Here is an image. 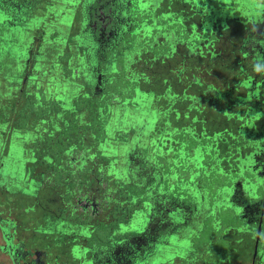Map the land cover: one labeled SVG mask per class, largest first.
<instances>
[{
  "label": "rangeland",
  "instance_id": "374dc122",
  "mask_svg": "<svg viewBox=\"0 0 264 264\" xmlns=\"http://www.w3.org/2000/svg\"><path fill=\"white\" fill-rule=\"evenodd\" d=\"M64 1L65 3L67 2L68 6L66 9L69 10L62 16V21L66 23L65 31H68L71 27L77 25V23H80L78 21L79 12L76 11L74 20L76 24H72L70 18L73 16V13L72 9L70 13V0ZM174 1L154 0V3L151 5V0H131V6H136V8H140L141 6L144 8L139 11V14L135 15L137 21L141 25V32L139 31L140 34L138 35L140 38L144 35L145 30L153 27L152 24H149L151 20L156 25H160L161 21H165V23L167 22L166 25L164 23L166 29L171 26L172 29L174 28V32L180 34V32H182V24L176 21L170 24V22L174 20L175 15L183 20L189 36L191 35V31H193L192 37L202 42L201 46H194L195 48L191 52L193 56L190 54V56H187L185 54L187 47L183 42H180L181 44L178 45L177 53H175V55L172 54V58H170L167 63L160 62L158 59L150 60L146 55L145 58L147 60L145 65L142 61L135 65L137 71L145 68L144 74L147 81L144 87L151 88L156 94L159 93L155 101L150 102V100L145 99L144 96L141 97L137 89L132 91V84L122 79L125 69L121 67L120 61H117V65L113 66L110 65V61L108 60L109 62L105 64V68H101L99 71L103 74L106 71L107 74L110 75L106 83V87L109 90L114 89L117 93H125L123 95L130 93L134 95L135 93L136 101L138 100L135 105H128L125 104V102L115 104L120 107L118 108L120 113L116 116H114V114L112 116L114 119L109 124L110 132L116 131L113 137H115L117 131H121V133L127 132L129 133L127 137L131 136L129 142H127L128 144L125 143L119 150H114L113 147L110 149L113 154L115 153L116 155L118 153V155L122 157V160H125V165H123L124 168H121L118 171L119 173L115 170L116 174L123 175L124 180L127 182V189H129L133 183H136L140 187L148 185L151 187V190H149L150 194L158 193L162 195L159 192L162 190L163 185H168L165 191L173 193V195L179 199L177 201L179 204H175L176 208H179L182 212L190 213L189 215H184L185 218H188L186 223L183 216H172V221L178 223V225H173V228H169V232H171L170 239L158 243L153 250L154 255L149 258L153 259L155 263L159 262V264L164 263L168 258L169 260L172 259L171 262L173 264H189L187 260L180 263V258L182 257V259H184L186 254H190L189 250L194 251L197 250L198 247L201 248L204 242H206L208 246L211 245V251L219 249L224 251L227 245L226 239L222 237L224 229L226 231L228 230L225 235L233 244L234 235L231 233L232 228H235L240 222L243 223L246 219L242 204L236 203L234 197H232L236 184L240 182L237 180L238 175L230 173L222 176L221 171L216 169L217 167H221V169L226 170L228 169L227 165L232 164L231 160L235 157L234 149L237 142L235 140L233 141L228 135L239 136L237 130L239 125H243L244 118L246 117L244 112L245 107L243 105H235L232 104V102H227L224 111H222L224 108L223 105H220L219 108H214L210 105V100L207 99V97L212 96V92L210 91L199 99L198 103L200 105L198 109H193L190 106L191 99L188 98L187 95L193 94L199 96L203 85H213L216 89L224 91L227 89V86L232 85L233 82L236 81V79L230 77L229 70L235 68V58L238 59V52L236 51L235 45L238 43L237 36L241 28V22L244 20L245 10H247L245 8L250 6L254 0ZM61 2L63 3V1ZM167 2L168 9L166 8ZM62 3H60V5ZM130 8L133 9L132 7ZM88 10L90 9H87V12ZM36 11L44 12L43 5H41L39 9H36ZM67 13H70V15L68 16ZM169 13L172 14L171 19L168 18L170 15ZM144 17H149L150 20H146ZM91 18H93L92 14L89 15V19ZM50 23L53 24L52 21ZM77 27L78 26L75 27V31ZM73 31L74 29L71 28V33H73ZM88 34L89 37H92L91 31H89ZM132 34L133 33H131L127 40L133 38ZM213 35L215 36L214 40L211 37ZM71 38V35L67 36L66 43L72 42ZM195 40L193 42L194 45L197 43ZM157 41L164 42L162 37L158 38ZM80 42L83 43L84 41L77 39L75 41V46H77L78 43L80 44ZM63 55L57 59L58 62L60 61L58 63L60 65L56 67L61 69L62 75L67 72L65 67L66 64H64L65 59L63 57L66 58L68 56L67 53H63ZM77 59L78 57L72 59L75 64ZM140 60L143 59L140 58ZM85 64L86 60L82 59L81 67L78 66L79 71L76 74L73 73L75 68H72V72L70 71L71 73H69V77L73 74L71 80L65 82L64 85H66L62 86L63 88L59 86L62 88L59 92L52 91L48 93V98L53 97L55 93V96L63 100V95L72 88L71 96L68 95L70 97V102L72 100L71 98L78 101L83 99L84 101L90 102L91 97L88 93H92V89L90 88L91 78L88 77ZM181 64H183L185 68L181 73L188 77V82L185 84V80H182L183 84H185L183 85L179 82H175L176 80L173 79L174 90L177 94L176 97L171 99V101H173L171 105L168 106L167 101L170 100V98L167 100L166 95L161 92V81L163 77H169L170 67L174 65L180 66ZM71 65L72 64H69L70 67ZM52 69H55V67L53 66ZM103 77L105 80L106 77ZM67 80L68 79L65 81ZM71 83L77 87L73 89V87L70 86ZM236 93L237 92L233 90L232 94ZM49 100H52V98ZM187 108V115L184 117L183 112H185ZM153 111L157 115L156 119L154 118L155 115ZM114 112L116 113V111ZM193 116H195L194 119L192 118ZM258 125L259 123L255 122V126L258 127ZM171 126L175 127V132L172 133L171 131L165 130L161 134L160 131L162 128L169 129ZM121 127H123V129ZM244 127L245 126H243L241 130H245ZM180 131L182 132L180 136H182V141H184V143L178 147L175 161H173L175 149L180 140V136L177 138L176 134ZM187 131L194 137L191 135H183ZM5 137L6 135L2 136V138L6 139ZM109 137L108 139L110 140L108 141L112 143L110 142L112 141V137ZM244 138H246L245 135L242 138L243 141L245 140ZM158 139L159 141L156 145L155 142ZM247 140L250 141L249 138H247ZM196 146L197 148L194 149ZM101 148H106L105 143H102ZM91 149H89V151L93 152V149ZM25 151L26 148L25 146L23 147L22 144L16 147L15 152L17 158L22 160V157L25 156ZM8 159V167L12 170V174L15 175L12 176L10 180L6 178L7 176L0 174V190L3 186L8 184V182L13 185L11 188L9 187V191L1 197V202L3 204L0 202V229L2 231L7 229L6 233L8 234L9 242H21L24 244L25 248H28L32 242L36 243L34 239L40 240L39 243H36L38 247L43 244L46 245L51 242L52 238L60 236V234H57V230H60V226L54 225L55 223L53 221H55V219H52V216L46 218L43 216L42 212L44 213L45 211L43 210L44 207L43 209H39L38 206H34L31 209L28 208L32 198H26L25 196L28 195L21 194L18 190L19 187H22L20 174L22 173V169L24 173L23 165L20 168L21 170L17 171L19 168L18 161L11 160L10 158ZM144 161H146V171L148 170L149 174L151 172L149 177H151L152 182H146L148 179L146 180L143 178V175H145L144 173L138 174L142 171L141 166H138V162L143 163ZM208 161L211 164H209L210 167L207 165ZM111 165L114 167L116 166L114 161ZM232 175L233 178H237H231ZM163 179L166 180L164 184L160 183ZM226 185H228V187ZM223 187L226 189L225 191L221 193L217 192L220 191L219 189L224 190ZM152 191L154 192L151 193ZM50 195V197L53 198L52 194ZM235 198L236 200L238 199L237 197ZM54 200L55 201H52L48 207V211L51 210L52 212L53 209L56 208V205L60 204L58 196H55ZM148 202L149 201L144 203V207ZM194 203L196 204V209L192 210L191 205ZM149 205L151 204L149 203L148 206ZM147 207H145L144 210H146ZM190 210H192V212ZM135 213L137 212L135 211ZM149 213L150 211L147 214ZM147 214L146 216H148ZM157 215L159 216V214ZM169 217L168 215L163 218L164 220H169ZM227 225H229L231 229H227ZM122 226L123 227L118 231L125 230L128 224L126 223ZM38 230H45V232H47L46 238L42 239ZM54 230L56 231L55 233ZM74 230L79 231V228L74 227ZM212 233L213 236H210ZM81 241L84 243V240ZM6 244H9L7 240ZM181 244L187 245V250L184 251L183 254L179 253ZM208 249L210 251V247H206V250ZM175 251L176 253H174ZM208 255L210 256V253ZM174 258H176L175 261Z\"/></svg>",
  "mask_w": 264,
  "mask_h": 264
},
{
  "label": "flooded vegetation",
  "instance_id": "af4514ba",
  "mask_svg": "<svg viewBox=\"0 0 264 264\" xmlns=\"http://www.w3.org/2000/svg\"><path fill=\"white\" fill-rule=\"evenodd\" d=\"M59 1L0 0V78L4 75V70L8 68L7 65L12 68L10 59L13 60L17 57L20 61L18 64L19 73L16 82L12 80L10 83L11 91L9 90L15 103L17 95L24 90L32 94L34 88L45 87V91H47L49 85L40 83L37 86V80L34 81L33 79L36 74L41 76L49 68L48 66L51 67L49 71L52 70L58 78L65 76V74H61L60 68H56L60 65L58 64L60 61L58 62L57 59L67 52L66 47L63 46L66 33L65 24L62 25L64 21H61L62 17L57 15L53 18L52 15L49 16V14L44 13L41 17L37 16L39 13L36 11L41 5L44 9H63L58 6ZM166 4L168 9V2ZM69 5L70 9H75V15L76 11L79 12L80 18H78L80 23L71 27L74 31L70 35L75 41L77 39L84 41L76 45L81 47V57L86 60L87 74L91 78L90 88L92 92H96L102 88L105 81L103 76L106 72L104 74L99 72L101 70L98 66L99 62H102L105 68V64L109 60L106 57V52L109 49L113 50L112 45L130 26H138L140 29L141 25L137 22L135 15L144 8L131 6V0H70ZM87 9H98V12L101 9L107 10L104 11L103 15L93 12V18L89 19L90 10L87 12ZM245 9L247 10H245L244 20L241 22L237 36L238 43L235 45L238 59L234 57L236 66L229 70L230 77L236 81L227 86L224 91L208 89L206 93L212 91L213 98L211 96L207 99L210 100L209 103L214 108L223 105L222 111L225 110L227 102L245 107L246 117L243 125H239L237 130L239 138L237 135H228L237 142L234 149L235 157L231 160L232 164H228L226 170L221 169V167L216 169L221 171L222 176L230 173L238 175L237 180L240 181V186L239 183L236 184L232 197L236 203L242 204L246 219L243 223L240 222L235 228H232L233 244L225 235L228 230L224 229L222 237L227 241L224 251L220 249L211 251V245L208 246L204 242L201 248L198 247L197 250H192L193 252L189 250L190 254H186L184 259L181 257L180 263L187 260L189 264H264V0H254ZM169 14L167 16L171 19L172 14ZM51 21L53 24L50 23ZM97 21L99 23H96ZM175 21L182 24V32L179 34L174 32V28L169 27V32L173 33L171 39H168L169 45L174 51L172 54L177 53L178 45L182 43L178 39L181 38L187 47L185 54L193 56L191 53L195 48L193 44L195 39L192 37L193 31L189 36L183 20L174 15V20L170 24ZM72 24H76V21H73ZM76 26L78 27L75 31ZM88 30L92 32V37H89ZM68 31L71 32V30ZM139 31L136 33V37L140 34L141 31ZM180 35L182 36L178 37ZM161 37L162 35H157V38ZM211 37L214 40L215 36ZM5 39L11 42H5ZM75 41H72L74 49H76ZM201 45V41L196 44V46ZM63 58L65 59V57ZM64 64H66L67 69L66 75L69 77L71 69L66 61ZM53 66L55 69H52ZM59 86H61L59 81L54 82L53 88L58 90ZM233 90L237 93L232 94ZM190 97V105H192L193 96ZM255 122L259 123L258 127L255 126ZM243 126H245V130H241ZM244 135L246 138L243 141ZM175 157L174 154L173 161H175ZM209 164L208 161V167L211 165ZM142 165V171L138 174L144 173L143 178L147 180L146 177L150 176L151 172L149 174L148 170L146 171V161ZM235 178L237 177L233 179ZM146 182H152L151 177ZM160 183L164 184L162 181ZM228 185L226 186L228 187ZM148 188L151 190V187ZM223 189H219L220 191L217 192L221 193L226 190L224 187ZM159 193L163 195L150 194L148 204L151 205H145V207L148 206V210H146L150 213L147 214L148 212L145 210L148 216H146L147 220L143 230L140 233L127 234L122 239L119 238L118 242L120 243H114L113 246L92 243L89 239L91 230L88 227L83 228L76 224V220H64L63 218L53 221L54 225L60 226V230L56 229L60 236L52 238L51 242L39 247L36 245L40 242L39 239L33 240L36 243H29L28 248H25L21 242H9L7 229L5 231L0 229V264H159V262L155 263L153 259L149 258L154 255L153 250L158 243L170 239L169 228L178 225V223L171 221L170 217L169 220H164L163 217H167L169 214L183 216L186 223L188 218L185 216L190 214L176 208L179 199L173 193L169 195V191L164 192L163 189ZM235 197L238 199L236 200ZM75 201L77 204L85 202L84 199L81 200L80 198H75ZM90 204L93 206V203H84V206L91 210ZM195 205V203L191 205L192 210L196 209ZM71 207L73 209L75 205L71 204ZM192 210L190 211L192 212ZM74 227H78L79 231L74 230ZM226 227L231 229L229 225ZM38 232L42 239L46 238L47 232L45 230H38ZM210 236H213V233ZM81 240H84V243ZM206 247H210V251L209 249L206 250ZM186 250L187 245L181 244L179 253L183 254ZM171 260L168 258L160 264H173Z\"/></svg>",
  "mask_w": 264,
  "mask_h": 264
},
{
  "label": "trees",
  "instance_id": "16d2710c",
  "mask_svg": "<svg viewBox=\"0 0 264 264\" xmlns=\"http://www.w3.org/2000/svg\"><path fill=\"white\" fill-rule=\"evenodd\" d=\"M153 3L154 0H151V5ZM106 10L101 9L98 12V9H90V15L93 12L103 15ZM144 19L150 20L149 17H144ZM163 23L165 21L156 25L151 20L149 24H152L153 27L145 30L141 38L136 37V33L140 30L138 26H130L112 45L114 52L110 49L106 52L110 65L116 66L117 61L121 62V67L125 69L122 79L132 84V91L137 89L140 96H144L150 102L155 101L159 93L156 94L151 88L144 87L147 81L144 74L145 68L137 71L135 65L140 61L145 65L146 55L150 60L158 59L164 63L172 58L171 55L174 51L169 45V40L173 33L169 32V27L166 29ZM131 33H133V38L127 40ZM158 34L162 35L164 42L157 41ZM178 40L183 42L181 38ZM198 41L195 40V42ZM78 47L80 48V46ZM66 53L69 56V53ZM78 54L81 57V49ZM110 54L113 55V58ZM98 66L100 69L104 68L102 62H99ZM184 70L183 64L174 65L169 68V77L162 78L161 92L166 95L167 100L170 98L167 101L168 106L171 105L173 101L171 99L177 94L174 90L173 79L180 84H183L182 80H185V84L188 82V77L181 73ZM104 76L106 79L102 88L91 94L88 93L91 97L90 102L83 99L78 101L73 98L70 102L69 96L72 94V88L63 95V100L55 94L50 97L52 100H49L45 87L34 88L32 94L24 90L17 95L16 103L13 98H4L6 101L4 100L0 104V128L2 136L6 135V139L0 140V174L11 180L15 174H12V170L8 167V158L17 160L19 165L17 171L21 170L22 165L24 168V173L22 169L20 174L22 187H19L18 190L21 194L29 196H25L26 198H32L31 204L28 206L29 209L34 206H38L39 209L44 207L43 210L45 211L42 214L45 218L52 216V219L76 220L77 225L90 228L89 239L92 243L113 246L119 241V238L122 239L127 234H137V232L118 230L123 227L122 225L128 224L135 211L137 213L144 212V203L148 201L150 191L148 185L140 187L136 183L129 185L130 188L127 189V182L123 175L116 174V171L119 173L118 171L124 168L125 160H122L118 154H113L110 149L113 147L114 150H119L121 146L129 142L131 136L127 137L129 134L127 132L117 131L113 137L116 131L110 132L109 124L114 119L112 116L120 113L118 111L120 107L115 104L125 102L128 105H135L138 100L136 101L135 93L134 95L131 93L123 95L125 93H117L114 89L109 90L106 83L110 75L106 72ZM70 86L73 89L77 87L72 83ZM208 89L216 88L213 85H203L199 96L192 94L193 100L190 106L193 109H198L199 99L206 95ZM187 96L191 99V95L188 94ZM187 110L188 108L183 112L184 117L187 115ZM153 113L156 119L157 115L154 111ZM192 118L194 119L195 116ZM121 128L123 129V127ZM165 130L173 133L175 127L162 128L161 134ZM181 133V131L177 132V138L182 135ZM183 135H191V133L187 131ZM109 136L112 137V141H110L112 143L108 141L110 140L108 139ZM179 138L175 155L178 147L184 143L182 136ZM158 141L159 139L155 142L156 145ZM102 143H105V149L101 148ZM20 144L26 148L22 160L17 158L15 152L16 147ZM91 148L93 152L89 151ZM196 148L197 146L194 149ZM113 161L115 167L111 165ZM138 166L143 165L138 162ZM146 178L149 180L150 177L147 176ZM162 181L166 183L165 179ZM11 186L13 185L8 182L2 187L0 202L2 201L1 197L9 191L8 188ZM162 189L164 192H168L165 191L167 189L166 184L163 185ZM50 194L53 198L50 197ZM55 196H58L60 204H57L52 212L51 210L48 211L51 202L55 201ZM75 198L84 199L85 202L77 204ZM84 203H93V206L90 204L91 207H89L91 210L87 209ZM71 204H74L75 208L72 209Z\"/></svg>",
  "mask_w": 264,
  "mask_h": 264
},
{
  "label": "crops",
  "instance_id": "0c3cea01",
  "mask_svg": "<svg viewBox=\"0 0 264 264\" xmlns=\"http://www.w3.org/2000/svg\"><path fill=\"white\" fill-rule=\"evenodd\" d=\"M63 1V3L61 2ZM60 3H62L61 5L59 4L58 6H60L61 8H63V10L61 9H44V12H38L39 14L37 16H40L42 15V13L45 14H49L52 15V18L57 15L58 17H62L66 14L67 10L69 9H66L68 4L67 2L65 3L64 0H60L59 1ZM51 11V12H50ZM70 13H71V9H70ZM70 13L68 14V16L70 15ZM72 13H73V16L70 18L71 22H73L75 20V9H72ZM48 16V15H47ZM62 21V19H61ZM68 22V21H67ZM61 24V23H60ZM65 24V27H66V23H63L62 25ZM66 30V29H65ZM71 30V28L69 29ZM56 31V30H55ZM71 34V32L69 31H66L65 33V41H64V45L66 47V51L69 53V56L68 58L65 59L66 63L68 64H72L71 67L69 66L70 69L72 68H75V74L77 73V71H79V67H81V63L78 62L77 60L79 61H82V57H79V50L81 49V47L79 48L78 46H76V49L73 48V43L72 42H67L66 43V38L67 36H69ZM63 37V35H62ZM73 39V37L71 38V40ZM50 40H53V39H50ZM73 41V40H72ZM5 42H11L10 40L8 39H5ZM72 50V51H71ZM75 53V55L73 56V54ZM74 57H78V59L76 60V64L74 63V61L72 59H74ZM10 62H11V65H12V68L10 66L7 65L8 68H6L4 70V75H2V77L0 78V104L7 98H11L12 96L10 95V83L12 82V80H15L14 82H16V78L18 77V73H19V68H18V64H19V60L17 57H15L13 60L10 59ZM75 64V65H74ZM79 66V67H78ZM49 68H51L50 66H48ZM49 68H47V70H45L41 76L40 75H37L34 76L35 78L33 79L34 81L37 80L38 83H36V85L38 86L40 83L43 85V84H47L49 85V87H47V92L50 93L52 91H56V92H59L60 89H62L63 87L62 86H65L64 83L65 82H69V80H71L72 77H67V75L65 74L64 77L62 78H58L57 76H55V74L53 73V71L51 70V72L49 71ZM87 68V67H86ZM87 70V69H86ZM15 71V72H14ZM49 72V74H48ZM72 72V71H71ZM74 73V72H73ZM49 75V76H48ZM66 79H68L67 81H65ZM60 82L61 84V87H59V89H55L53 88V84L54 82ZM11 91V90H10ZM5 98V99H4ZM6 101V100H5ZM2 139V132H1V128H0V140ZM118 150V149H117ZM118 154V153H117ZM137 213H134L132 218L136 215ZM130 222V221H129ZM128 222V224H129ZM144 228V226H143ZM143 230V229H142Z\"/></svg>",
  "mask_w": 264,
  "mask_h": 264
},
{
  "label": "water",
  "instance_id": "95a60500",
  "mask_svg": "<svg viewBox=\"0 0 264 264\" xmlns=\"http://www.w3.org/2000/svg\"><path fill=\"white\" fill-rule=\"evenodd\" d=\"M247 83V82H246ZM250 198V197H249ZM148 210V207H147ZM146 210V212H148ZM170 218H172V214H169ZM147 220L145 210L144 212L137 213L133 218L130 219L128 227L125 229L127 232H137L140 233L145 225V221ZM172 221V219H171ZM120 243V242H118Z\"/></svg>",
  "mask_w": 264,
  "mask_h": 264
}]
</instances>
